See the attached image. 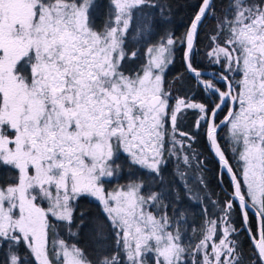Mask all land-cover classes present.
I'll return each instance as SVG.
<instances>
[{
	"label": "snow or ice",
	"instance_id": "snow-or-ice-1",
	"mask_svg": "<svg viewBox=\"0 0 264 264\" xmlns=\"http://www.w3.org/2000/svg\"><path fill=\"white\" fill-rule=\"evenodd\" d=\"M101 6L0 0V170L14 174L0 185V264H264V0H222L219 12L215 0H200L183 35L166 32L147 47L138 71L125 68L139 51L127 45L152 33L148 18L162 6L107 0L97 26ZM138 18L145 22L134 25ZM209 20L206 56L220 71L198 83L210 96L173 97L164 73L175 46L200 78L193 60ZM187 109L198 110L194 127L230 176L221 200L202 196L180 168L181 159L203 164L196 133L178 124ZM224 129L238 170L221 147ZM82 200L96 202L98 214ZM195 208L198 228L188 217ZM252 208L260 224L244 229L254 254L245 260L237 236ZM86 226L91 254L57 231L75 238Z\"/></svg>",
	"mask_w": 264,
	"mask_h": 264
},
{
	"label": "trees",
	"instance_id": "trees-1",
	"mask_svg": "<svg viewBox=\"0 0 264 264\" xmlns=\"http://www.w3.org/2000/svg\"><path fill=\"white\" fill-rule=\"evenodd\" d=\"M221 2L222 0H215L218 12L221 10ZM98 3L102 6L98 10L97 26L104 19L107 0H98ZM155 3L162 6L163 11L160 9L152 10L153 15L150 17V22L154 25L152 30L160 37L166 32H172L177 38H179L187 29L194 12L197 11L195 6L200 3V0H155ZM158 24H160L159 27ZM161 24H169L170 26L166 29ZM214 28V23L209 20L205 22V27L200 30V34L196 42L198 55L193 60V66L198 70L220 71V66L211 64L206 56V52L210 48V42L206 38V34L211 32ZM183 50L184 48L180 46L179 42H177L173 54V69L171 72L166 74L165 83L166 85L172 86L170 90L173 93V97L179 95L194 103L204 102L207 96L203 94L202 87L198 85L185 71L183 65ZM206 93L210 96L208 91H206ZM182 130L196 133V139L193 142V149L198 154L199 159L203 161V164L199 169H197V162L196 160H193L191 169H193L196 177L200 179L202 178L205 182L206 188L201 191V194L207 196L210 195V197L214 200L223 199L224 194L231 191V186L225 175L222 172H219L216 160L214 159L212 153L208 151L207 141L203 133L197 132L196 130L192 131L191 124L189 123L184 125ZM220 144L225 152L229 164L233 166L234 170H238L233 164L230 153L225 149V142L221 140ZM189 155L191 154L189 153ZM169 168L172 169L171 163L168 164L165 170L170 171ZM167 177V182L172 181L173 176L169 177L167 175ZM213 193L215 195H213ZM80 207L87 209L92 216H96L99 212L97 205L93 201L82 200L80 202ZM232 219L235 221L237 226L241 225L240 211H238V209ZM192 223L193 227L196 228L200 225V209L193 214ZM90 227L91 226L84 227L79 237L75 238H69L67 234L64 233V235L66 234L65 239L69 240V242H78L80 247L84 248L89 254H91V244L89 240ZM247 227H251L253 230L257 229L256 221L250 213ZM189 235H191V232H189ZM237 239L242 245L245 260H249L252 256H254V254L251 252L252 243L248 238L247 232L244 230V226L240 228ZM24 253L25 250L23 253H20L22 258L24 257ZM3 259V251H0V260L3 261ZM257 264H259L258 260Z\"/></svg>",
	"mask_w": 264,
	"mask_h": 264
},
{
	"label": "rangeland",
	"instance_id": "rangeland-1",
	"mask_svg": "<svg viewBox=\"0 0 264 264\" xmlns=\"http://www.w3.org/2000/svg\"><path fill=\"white\" fill-rule=\"evenodd\" d=\"M148 21H150V17L148 18ZM145 22L144 19L142 18H138L137 20H134V25L136 24H143ZM160 24H158L159 27ZM163 25V24H161ZM99 26V25H98ZM166 29L169 28V24L167 25H163ZM130 36H131V30H130ZM160 36H157V34L152 30V33L150 35L148 34H144L136 43L131 42V40L129 41L127 47L132 48V47H136L139 51H138V57L135 60H129L125 62V68L128 71H133L136 70L138 71L141 67V65L143 64L144 61H146L147 57L145 56V49L155 43H157L159 41ZM173 59V57H172ZM172 65L173 63H171L170 65H168L165 73H164V77L166 76L167 73L172 71ZM194 103V102H193ZM197 112L198 110L195 109H187L185 110V112L178 114V124L180 125L181 129L184 128V125L186 124H191V130L195 131V121L197 120ZM194 116H193V115ZM183 117V119L181 120L180 117ZM194 117V118H193ZM219 140L221 143V140H223L225 142V149L230 153V157L233 161L234 166L239 169V162L238 159L234 158V154L232 152V148H231V144L228 141V137H227V129H224L223 131H221L219 133ZM172 165V169H170V171L165 170V180L167 182V175L169 177L172 176V173L174 171V165L176 163V160L173 159L171 162ZM180 168L181 170L186 171L187 173V179L189 181V183L194 187H199L200 189L204 190L205 184L204 185H200L199 184V180L200 178L195 176V173L193 171V169H191V167L189 168L188 166L184 165L182 162V159L180 161ZM14 180V174L13 173H8V172H4L2 170H0V185H4L5 183L8 182H12ZM171 182V181H169ZM120 183H124V181H120ZM107 187H115V185H109ZM202 195V194H201ZM203 196V195H202ZM210 196V195H209ZM94 202V201H93ZM96 204V202H94ZM199 208H195V210H189L188 212V217H189V222L192 223V217L193 214L198 211ZM218 211V210H217ZM59 232V235L61 236V238H66V234L64 235V231L63 230H57ZM25 249L21 248L20 249V253H23ZM26 251V250H25ZM1 261V260H0Z\"/></svg>",
	"mask_w": 264,
	"mask_h": 264
},
{
	"label": "water",
	"instance_id": "water-1",
	"mask_svg": "<svg viewBox=\"0 0 264 264\" xmlns=\"http://www.w3.org/2000/svg\"><path fill=\"white\" fill-rule=\"evenodd\" d=\"M183 53H184V50H183ZM183 65H184V68H185V71L188 73V75L197 83H198V79L200 78H197L193 73L189 72L186 68V63L183 59ZM202 73V76L201 77H204V76H210V73L209 72H203V71H200ZM212 153V152H211ZM213 155V153H212ZM214 159L216 160L217 164H218V167H219V170L225 175V177L227 178V180L229 181L230 183V186H231V182H230V176L229 174L227 173L226 169H223L218 158L215 157L213 155ZM240 211V209H239ZM248 212L254 217L255 221H256V226H257V229L259 227V224H260V218L255 214L256 213V210L254 208L252 209H249ZM247 228V224L244 225V229ZM248 235V234H247ZM249 238V237H248Z\"/></svg>",
	"mask_w": 264,
	"mask_h": 264
},
{
	"label": "flooded vegetation",
	"instance_id": "flooded-vegetation-1",
	"mask_svg": "<svg viewBox=\"0 0 264 264\" xmlns=\"http://www.w3.org/2000/svg\"><path fill=\"white\" fill-rule=\"evenodd\" d=\"M199 71L209 72V73H210V76L200 77V79H210V78H212V76H213L214 73H219V72L216 71V70H199ZM214 82H215V81H214ZM198 85H200V84H198ZM200 86H201L202 89H203V94L207 96L206 99H205V101H207L208 98H209V95L206 93V90L204 89L203 85H200ZM217 86L223 87V83L220 82V83H218ZM213 99H215V97H214ZM205 101H204V102H205ZM226 114H227V108H225L223 112H220V114H219V116H218V120H222ZM217 166H218V164H217ZM218 169H219V167H218ZM219 172H221V171L219 170ZM238 211H239V209H238Z\"/></svg>",
	"mask_w": 264,
	"mask_h": 264
}]
</instances>
